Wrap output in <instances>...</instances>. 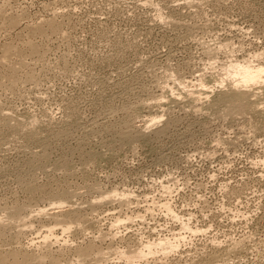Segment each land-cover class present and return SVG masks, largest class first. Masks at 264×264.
<instances>
[{"label": "rangeland", "instance_id": "rangeland-1", "mask_svg": "<svg viewBox=\"0 0 264 264\" xmlns=\"http://www.w3.org/2000/svg\"><path fill=\"white\" fill-rule=\"evenodd\" d=\"M240 61L264 0H0V264H264Z\"/></svg>", "mask_w": 264, "mask_h": 264}, {"label": "bare ground", "instance_id": "bare-ground-1", "mask_svg": "<svg viewBox=\"0 0 264 264\" xmlns=\"http://www.w3.org/2000/svg\"><path fill=\"white\" fill-rule=\"evenodd\" d=\"M262 69H264V62L258 63L256 65H251L249 62L241 63L240 61L236 62L235 64H230L226 71L228 76L232 78L231 80L236 82L237 86L248 87L253 84L259 83L260 81L264 82V80H262L264 79V72L261 71ZM244 94H246L244 91H238L236 96L241 97ZM159 244L164 247L167 245V243L164 242H160ZM142 255L143 252H137L136 254H128L126 256V259L128 260V263L133 264L132 259L134 257H139Z\"/></svg>", "mask_w": 264, "mask_h": 264}, {"label": "snow or ice", "instance_id": "snow-or-ice-1", "mask_svg": "<svg viewBox=\"0 0 264 264\" xmlns=\"http://www.w3.org/2000/svg\"><path fill=\"white\" fill-rule=\"evenodd\" d=\"M262 72H264V69L261 70ZM163 119V118H162Z\"/></svg>", "mask_w": 264, "mask_h": 264}]
</instances>
